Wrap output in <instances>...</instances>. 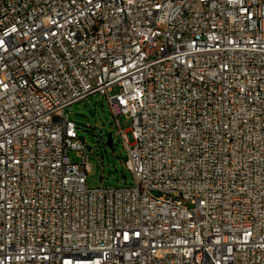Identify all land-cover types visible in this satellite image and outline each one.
Instances as JSON below:
<instances>
[{
    "label": "built area",
    "instance_id": "1",
    "mask_svg": "<svg viewBox=\"0 0 264 264\" xmlns=\"http://www.w3.org/2000/svg\"><path fill=\"white\" fill-rule=\"evenodd\" d=\"M94 94L134 186L87 185ZM0 264H264V0H0Z\"/></svg>",
    "mask_w": 264,
    "mask_h": 264
},
{
    "label": "rangeland",
    "instance_id": "2",
    "mask_svg": "<svg viewBox=\"0 0 264 264\" xmlns=\"http://www.w3.org/2000/svg\"><path fill=\"white\" fill-rule=\"evenodd\" d=\"M117 91L118 87L115 86L114 92ZM67 112L70 119L77 123L79 136L85 139V148L91 165L86 176L87 185L89 187L136 185L133 174L125 164L127 150L107 97L101 94L90 95L70 105ZM119 122L124 129H128L131 119L121 115ZM109 133L113 135L112 146L106 143ZM69 154L73 161L82 162L83 158L76 150H71Z\"/></svg>",
    "mask_w": 264,
    "mask_h": 264
},
{
    "label": "water",
    "instance_id": "3",
    "mask_svg": "<svg viewBox=\"0 0 264 264\" xmlns=\"http://www.w3.org/2000/svg\"><path fill=\"white\" fill-rule=\"evenodd\" d=\"M80 139H81V141L83 143L85 142L84 137L80 136ZM106 143H107L108 146H112L113 145V135H112V133H109L108 134V136H107V142Z\"/></svg>",
    "mask_w": 264,
    "mask_h": 264
}]
</instances>
